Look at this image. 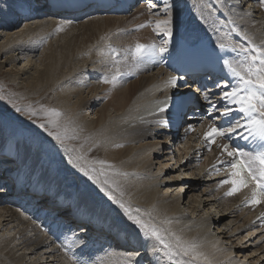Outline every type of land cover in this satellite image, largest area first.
Segmentation results:
<instances>
[{
  "label": "bare ground",
  "instance_id": "obj_1",
  "mask_svg": "<svg viewBox=\"0 0 264 264\" xmlns=\"http://www.w3.org/2000/svg\"><path fill=\"white\" fill-rule=\"evenodd\" d=\"M87 1L92 0L45 5L43 0H37L38 7L33 9L36 0H3L0 60H4L0 62V75L6 74L29 97L51 103L62 114L61 123L63 120L85 142L95 138L92 146L99 147L103 156L96 162L117 183L112 186L114 203L101 202V197L90 189L79 188L75 192L69 184L65 189L58 173H48L44 159L22 142L9 149L11 156L7 158L12 161L1 159L0 168L10 165L8 168L20 169V176L29 188L40 185L45 192L52 190L51 195L42 197L40 204L56 194L67 207L58 210L60 215L66 217L75 206L82 219H96L99 228L88 226L79 233L99 230L113 241L117 237L126 240L128 249L132 248L109 249L104 259L98 263L91 259L89 264H264V232L252 225L255 214L238 208L239 197L222 198V190H216L217 178L205 174V167L194 162V137L179 143L178 138L166 135L164 119L169 113H161L159 109L177 94L175 89L165 86L170 76L168 70H152L129 55L137 44L157 42L158 36L152 32L155 28L157 33L164 34L163 22L168 19L165 0H146L148 8L141 4L129 15L82 21L76 11H70V6ZM168 3L172 6L174 47L192 37L204 39L203 34L208 33L215 43H226L230 37L238 36L241 42L248 41L264 49L262 4L250 0H168ZM40 11L47 18L37 20ZM153 16V27L151 24L144 31L133 32ZM163 16L166 18H160ZM22 21L25 24L21 27ZM111 49L118 54L111 53ZM115 61H120L118 67L123 75L114 86L103 81L115 73ZM101 95L109 100L103 108L99 107L94 120L90 109ZM3 130L0 127V158L5 154L7 142ZM70 141L65 139V143ZM70 148L69 155L74 153L71 159L75 162L72 168L77 170L74 179L82 185L83 178L90 180L79 169L87 168L93 153H89L90 149L82 152L81 141L71 143ZM211 159L209 156L208 163ZM36 166L40 170L33 173ZM32 179L35 182L31 184ZM111 181L110 178L108 184ZM3 192L0 190V264H84L83 255L74 252V248L85 243L50 240L44 224L34 222L39 214L4 205ZM120 203L128 209L126 216L131 213L159 231L173 253L171 262L164 255L165 250L152 251L153 245L159 246L154 238L135 233L137 229L128 224L130 217L126 219L116 209ZM98 236L99 233L93 232V238Z\"/></svg>",
  "mask_w": 264,
  "mask_h": 264
},
{
  "label": "snow or ice",
  "instance_id": "obj_2",
  "mask_svg": "<svg viewBox=\"0 0 264 264\" xmlns=\"http://www.w3.org/2000/svg\"><path fill=\"white\" fill-rule=\"evenodd\" d=\"M3 0H0L2 3ZM168 5L165 14L168 19L163 22L164 26V36L167 37L159 47L155 44L144 45L137 44L135 49L131 51V55L137 61H143L145 58H153L160 54H167L171 57L173 52L177 55L181 53V45L176 44L172 51L169 50L168 45L173 44V20L171 4L168 0H165ZM260 3L264 5V0H260ZM153 7H156L153 4ZM160 25H157L159 28ZM221 51L225 50V45L220 43L217 45ZM243 51V49H241ZM257 54L250 57L246 56L245 60L247 65H241V70L233 67L227 61L225 65L229 69V77L226 78L224 86H221V82L217 81L213 84L212 88H218L220 91L217 95L222 97L224 103L221 106L213 104L212 94L210 92L208 85H201V87L195 89L196 92H200L201 96L198 99H203L208 103L209 110L208 114L212 115L213 112L219 113L218 116L213 117V121L219 118L225 119V126H215L214 124L209 127L208 131L205 133V140L210 144L216 142L217 138L232 140L239 136L240 139L252 141H259V149L255 151V154L250 152H243L239 149L233 148L229 143H224L221 145L222 151L226 152L227 156L231 157L232 160L227 164V167L232 169L231 174L228 179L221 181V185H231V189L226 193L228 196H234L242 189L251 188V200L252 205H258L264 203V49H256ZM111 53H117L116 49H111ZM110 53V54H111ZM120 61H115V73L109 78L105 77V83H112L114 86L120 81V77L123 75L118 65ZM232 79L237 81L236 85L229 90ZM168 85L172 88H187L189 83L184 79V74L173 75L168 80ZM195 83V81H193ZM189 93H184L183 97H187ZM187 100L182 98V95L177 92L176 98L171 104V107L175 108L177 115H179ZM237 105V108L232 107ZM169 102L165 101L160 107L159 111L161 113L167 112L169 109ZM17 112H24V109L16 108ZM42 112L46 116H39L35 111H29L28 115L30 118L37 117L38 119H45L51 117L47 123H39L36 127L43 130L47 137L51 138V146L57 152H67L68 149L65 146V135L60 131L62 127L59 123V117L62 115L55 109L47 110L42 109ZM233 112L238 113V115L233 116ZM52 129V130H50ZM188 130H193V126L188 125ZM209 150L210 147H209ZM72 164V161H68ZM221 163H224L221 161ZM75 167V165H73ZM85 177L92 179L89 173L83 168L79 169ZM219 171V169H217ZM3 186L0 185V189ZM115 200V197H111ZM247 199V198H246ZM118 202V201H117ZM119 203V202H118ZM125 212L128 209L124 207L123 203L119 205ZM139 212V209H137ZM130 219L136 224L143 232L145 238H154L157 242L163 245L164 255L167 256L168 260L171 262L173 253L169 250L170 246L164 241V239L159 234V231L154 228H149V226L143 223L140 219L132 216L129 213ZM79 244H83V239L77 241ZM152 251H159L155 245L152 247ZM137 253H129V255H136ZM188 253L185 252V255ZM197 257L193 256V259Z\"/></svg>",
  "mask_w": 264,
  "mask_h": 264
},
{
  "label": "rangeland",
  "instance_id": "obj_3",
  "mask_svg": "<svg viewBox=\"0 0 264 264\" xmlns=\"http://www.w3.org/2000/svg\"><path fill=\"white\" fill-rule=\"evenodd\" d=\"M33 2H34V0H33ZM33 6L35 7L36 3H34ZM34 7H33V9H36V7L35 8ZM34 20H36V19H34ZM23 24H25L24 21H22V23L19 22V25H21V27L24 26ZM19 25H17L16 27H20ZM136 33H138V32H136ZM54 38L55 37H53L52 39H54ZM47 41H48V39L45 40V42H47ZM43 43H44V41H43ZM3 60L4 59H1L0 62ZM7 67H9V66H7ZM5 75L6 74L0 75V127L2 130L4 129L3 131L6 134L7 142H6L5 147H4L5 154L2 158H0V160L4 158L5 160L12 161V159L7 158L8 157L7 154H9V152H10L9 149L12 147L14 148L18 144H21V142H22L23 145H25V146L29 145L27 147H31L32 151L33 152L35 151L34 153H37L38 155H40L42 157L41 159H44L45 167L47 170H49V171H47L44 168L45 171H47L48 173L49 172L55 173V174L58 173V176L60 177L59 181H61L62 186H64V188L67 187V184H69L72 186V189L75 192L79 191V188H80V190H89L90 189L92 191V193H95V194H97V196L101 197L99 199V200H101V202H103V203L107 202L108 204L114 203L113 201H115V200H112V198H109V197H116L112 186L114 187L115 185H117V183H116V181L114 182V178L111 177V175H110L111 173H109L106 169L102 168L100 166L101 163L96 162V161L100 160V158L103 159V156H101V151L99 150V147H97L96 145L92 146L95 143V140H94L95 138H91L90 141L85 142L84 140L81 139L82 137H80L77 134H74L73 131L69 130L70 128L66 125V123L63 120L61 123L60 120L62 119L61 118L62 115L59 117V123L62 126L60 128V131L65 135L66 139L71 140L70 142L65 143L66 144L65 146L67 147V149H71L70 148L71 143H73V142L80 143V141H81V151L84 152V149H86V150L90 149L89 153H93L92 154L93 157L91 156L92 158L89 159V161H87V162H90V164H87L85 162L87 168H85V167L83 168L89 173V176L92 177V179H89L91 182L90 181L87 182V179L83 178L82 179V185L77 184L76 180L74 179L75 175L77 174V170L72 168V164H75V162H74V160L71 159V156L74 153L69 155L68 151H67L68 153L55 151L51 146V144H52L51 138L47 137L46 133H44L43 130H40L36 127V125L39 123H47L48 120L51 119V117H47L45 119H38L37 117L30 118L28 115L29 111H35L37 113L38 117L39 116H46V114L44 112H42V109L51 110V109H56V108H54L51 103L46 102V100L44 103H42L40 98L38 99L36 96H30L29 97V95L26 93L27 91L24 88H21V87L17 86L15 83L11 82L9 80V78L5 77ZM132 81H134V80H131L129 82H132ZM124 87H126V85H124ZM23 90H24V92H23ZM86 92L88 93V91H86ZM103 95H106V94H103ZM103 95H101V97ZM108 100H109V97L103 96L102 98H100L98 103L94 106V108L90 109L91 117L94 118V120H96V118H97L96 113L99 110H101V108H103L105 106L104 103H107ZM99 107H101V108H99ZM16 108L24 109V112H17ZM58 112H60V111H58ZM50 130H52V129H50ZM19 141H20V143H19ZM87 145H88V147H86ZM74 147H76V146H74ZM170 148H172V146ZM173 148H174V146H173ZM76 150H77V148H76ZM37 151L42 152V153H38ZM9 156H11V155L9 154ZM68 159L72 161V164L68 163V161H69ZM157 161H158V159H156V162ZM95 163H97V165ZM92 164H93V166H92ZM9 166L10 165H6V166L3 165L0 168V170L2 169V171H3L4 169L5 170L11 169V168H8ZM36 168L33 171L32 170L31 171L33 173H35L36 170L39 169L38 166H36ZM68 168H71L72 171ZM106 171H107V173H106ZM0 174H1V172H0ZM81 177H84V176H81ZM100 178H101V180H100ZM110 178L112 179V181H111V184L110 183L108 184V181ZM64 181H66V182H64ZM92 183H94V184L96 183V185H94ZM85 184H86V186H85ZM72 189H70V190L72 191ZM75 194L76 193H74L72 195H75ZM123 195H125V193H123ZM107 203H105V204H107ZM116 209L120 210L121 207L120 206L118 207V205H117ZM119 210H118V212H121V214H124L126 219H127V217L129 218V215L126 216L125 211H123L122 209L120 211ZM128 221H129L128 224L131 223L129 225H131L132 228L137 229V230H135V233L137 231L143 233L142 230L136 224H134L132 220L131 221L128 220ZM156 245H159L157 247V249H159L161 251L164 250V249H162L163 245L160 244L159 242H157ZM146 249H147V245H146Z\"/></svg>",
  "mask_w": 264,
  "mask_h": 264
}]
</instances>
